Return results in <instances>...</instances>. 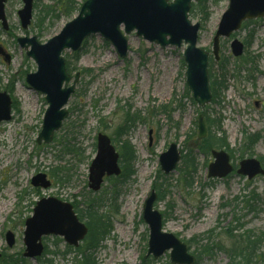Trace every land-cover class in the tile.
I'll list each match as a JSON object with an SVG mask.
<instances>
[{
	"label": "rangeland",
	"instance_id": "374dc122",
	"mask_svg": "<svg viewBox=\"0 0 264 264\" xmlns=\"http://www.w3.org/2000/svg\"><path fill=\"white\" fill-rule=\"evenodd\" d=\"M57 1L34 0L32 22L23 30L18 15L23 9V0H8L5 6L8 31L0 23V47L10 56L8 63L0 56V92L6 91L13 101L11 120L0 122V206L7 205L0 213L1 258L3 255L23 256L25 222L33 216V209L41 199L55 197L74 204L88 196L91 192L89 169L97 155V137L104 134L113 140L131 108L132 115H141V120L126 137L136 152L133 164L136 174L129 182L118 185V213H112L111 236L96 252L98 264H141V258L146 257L149 227L143 220V207L151 191L155 190V183L163 182L157 179L159 174L171 185L166 198L155 205L164 216V232L186 243L199 264H230L231 260L224 252L233 242L226 233L229 229L234 236H246L249 230L256 235L264 233V179L259 176L247 181L236 174L224 179L210 178L208 169L214 159L211 152L206 156L200 150L198 119L201 112L206 111L211 120L221 121L218 136L226 138L229 151L218 147L213 150L226 151L231 163L238 165L242 160L252 158L264 163V18L250 21L230 39L222 40L220 56L229 63L226 90L206 108H200L191 100L192 93H187L183 58L186 44L181 48H163L144 41L134 32L127 36V56L120 58L103 37L91 36L77 62L69 57L71 52L64 54L75 69L72 76L79 73L80 80L66 106L69 115L54 134L52 143L38 145L48 105L44 96L31 90L25 81L27 74L37 71V65L27 57L17 39L37 37L41 44H46L59 35L78 11L71 18H57L52 14L44 23L41 21L39 27V21L47 17L43 14L45 6L52 8ZM75 1V7L80 9L86 0ZM228 6L229 0H210L209 19L205 22L204 15L197 10H191L189 15L193 25H201L199 47L211 55L210 77L221 74V65L212 55V42ZM233 39L244 46L246 41L249 42L241 57L232 55ZM252 59L254 62H250ZM20 92L28 94L27 101ZM17 129L20 136L16 135ZM255 135L261 137L255 147L249 151L242 148L246 137ZM63 141L68 142L74 152H63L62 145L66 143ZM172 144L178 146L182 156L194 148L197 172L188 189L180 182L182 160L169 175L161 171L160 157ZM58 168H62L61 183L52 176ZM40 173L52 182L51 188L41 189L31 184L32 178ZM107 187L103 214L111 211L108 194L111 187L107 179L100 192L92 193L99 196ZM252 194L258 198L247 204ZM8 232L15 236L12 247L6 241ZM43 244L55 254L40 260L72 264L74 254L67 258L62 256L67 247L63 238L47 236L43 238ZM205 246L216 248L213 247L211 254L202 255ZM260 252H264V246L258 254ZM26 260L28 264H40L37 259ZM168 262L170 252L154 259L153 264ZM255 262L262 264L260 260Z\"/></svg>",
	"mask_w": 264,
	"mask_h": 264
},
{
	"label": "water",
	"instance_id": "95a60500",
	"mask_svg": "<svg viewBox=\"0 0 264 264\" xmlns=\"http://www.w3.org/2000/svg\"><path fill=\"white\" fill-rule=\"evenodd\" d=\"M8 0H0V21L8 31V20L5 5ZM198 0H87L81 7L78 16L68 23L61 33L41 44L37 37H21L17 39L26 55L37 64V71L26 76L28 87L45 96L48 108L43 119L38 144H50L55 132L59 131L69 113L66 106L75 93L80 74L72 79L66 68L65 51L76 53L81 51L86 39L100 35L110 43L120 58L129 52L128 37L136 32V36L144 41L161 47L181 48L186 63L187 85L193 99L201 108L212 101L210 86L209 61L210 54L198 47L201 25H193L189 20L192 3ZM24 7L18 12L24 30L32 22L34 0H23ZM264 17V0H230L229 7L222 16L218 30L213 39V55L219 60L221 39L230 38L237 32L244 21ZM235 57L242 56L244 45L234 40L231 44ZM0 55L6 62L10 61L2 47ZM12 118V100L6 92H0V122ZM199 140L206 137L207 129L203 116H199ZM214 162L209 165V177L224 179L233 173L230 156L225 151H212ZM120 156L111 139L99 134L97 137V155L89 169V189L97 193L102 189L105 177H118L121 174ZM181 161V153L176 144L170 145L168 151L160 157L161 171L169 175ZM237 175L248 181L258 176L264 178V168L255 158L245 159L239 163ZM31 184L36 188L48 189L51 181L45 174H37ZM158 199L156 191H152L143 207V219L149 227L148 256L154 259L171 251L172 264H195V257L189 253L188 247L171 233L163 231V215L155 210ZM24 258L36 259L44 252L43 237L55 236L64 239L70 247H79L88 235V227L76 214L71 203L55 197L43 198L36 203L33 216L26 220ZM9 247L15 244L13 233L6 234Z\"/></svg>",
	"mask_w": 264,
	"mask_h": 264
},
{
	"label": "trees",
	"instance_id": "16d2710c",
	"mask_svg": "<svg viewBox=\"0 0 264 264\" xmlns=\"http://www.w3.org/2000/svg\"><path fill=\"white\" fill-rule=\"evenodd\" d=\"M212 1V0H211ZM210 0H199L197 3L192 5V11L195 12L196 10L201 12L203 16V22L209 19L208 13V3ZM75 0H59L57 1V5L51 7L45 6L43 14H46V18H42L39 21V27H41V21L44 23L52 14H54L57 18L60 16H65L68 18L73 17V15L79 11L76 7ZM37 7V6H35ZM49 16V17H48ZM45 17V15H44ZM42 23V24H43ZM87 44V40L84 43V46ZM245 46H249V42H245ZM80 53H75L69 56L70 58L74 59L75 62L79 60ZM250 62H254V60H250ZM220 72L219 75L212 74L211 76V87L213 93V100L226 90L225 86V77L227 76V67L228 61L223 57L219 62ZM67 69L68 72L73 75L71 62H67ZM188 95L190 94L189 89L187 88ZM193 101V99H191ZM194 102V101H193ZM163 109V108H162ZM163 110L166 111V108ZM131 112V108H129ZM130 112L127 113L126 119L124 123L118 127L117 131L115 132L113 142L119 147L120 151V164L122 167V173L118 178H109L107 181L111 187V190L108 192L110 196V208L111 211L109 214H103L102 208L105 205V198L107 196L106 192L108 191V187L105 191L99 196H93L92 192L88 194V196L84 197L83 201H76L73 205L75 211L79 215L82 221H85L89 233L83 243L78 249H72L69 246L66 247L65 252L62 254L64 258L71 256L74 254V259L72 264H98L96 252L97 250L102 247V244L111 236L112 233V224H113V214H117V201L119 199L120 191L119 186L121 184H125L131 180L136 172L134 169V162L136 161V152L134 147L129 142L128 135L131 129L134 127L137 121L141 120L140 113H136L132 115ZM201 115L204 117V122L207 127V136L206 138L201 141L200 150L203 152L204 155L209 156L210 152L213 150L214 147H218L219 149L225 148L226 151H229L228 144L226 142V138L218 136V132L221 130V121L219 119L211 120L209 116H207L206 111L201 112ZM127 137V138H126ZM124 138V139H123ZM126 138V139H125ZM246 143L243 145L242 148L246 149L247 151L252 150L253 147L260 141V136H250L246 137ZM66 142V141H63ZM66 142L62 145L63 152H74L73 147H70V144ZM243 149V152H244ZM263 161V160H261ZM182 163L183 169L181 171V179L180 182L183 185L184 189H188L191 185V181L197 172V159L194 154V148L189 149L188 153L182 156ZM263 163V162H262ZM264 165V163H263ZM62 168H58V170L53 171L52 176L55 178L57 183H61L60 173ZM158 180H163L160 185L154 186L155 190H157L159 198L158 200H164L167 195V190L171 187L169 183L164 179V177L159 174L157 177ZM249 185V184H248ZM251 194V193H250ZM249 201H246L247 204L254 202L257 200V195L249 196ZM105 200V201H104ZM230 239L233 241L230 248H227L224 252L229 256L231 263L230 264H255L256 260H260L262 264H264V252L258 254L260 248L264 246V233L260 235H256L252 230L247 231L246 236H234L232 235V229L226 232ZM214 247V246H213ZM207 247L205 246L202 250V255H209L212 253L213 249L216 247ZM220 248V247H219ZM222 249V248H220ZM50 253L48 248H45V253L43 255V259L46 258ZM57 255V254H56ZM1 264H28V261L23 257L15 258L13 256H2ZM40 264H53L51 261L38 260ZM154 260L149 257H142L141 264H153ZM69 264V263H67ZM171 264V263H167ZM199 264L198 260L197 263Z\"/></svg>",
	"mask_w": 264,
	"mask_h": 264
},
{
	"label": "bare ground",
	"instance_id": "6f19581e",
	"mask_svg": "<svg viewBox=\"0 0 264 264\" xmlns=\"http://www.w3.org/2000/svg\"><path fill=\"white\" fill-rule=\"evenodd\" d=\"M20 94L23 95L21 92H20ZM23 96L25 97V100L27 101L28 100V94L23 95ZM16 135L20 136V130L19 129L16 130ZM38 145H41V144H38ZM6 206H4V205L0 206V213L3 212L6 209Z\"/></svg>",
	"mask_w": 264,
	"mask_h": 264
},
{
	"label": "flooded vegetation",
	"instance_id": "af4514ba",
	"mask_svg": "<svg viewBox=\"0 0 264 264\" xmlns=\"http://www.w3.org/2000/svg\"><path fill=\"white\" fill-rule=\"evenodd\" d=\"M107 136V135H106ZM109 137V136H108ZM110 138V137H109ZM111 139V142H112V144L114 145V147L116 148V151H117V153L119 154V156H120V151L117 149V147L115 146V144H114V142H113V140H112V138H110ZM89 178V177H88ZM106 178H108V177H105V179ZM109 178H116V177H109ZM104 179V180H105ZM89 181V180H88Z\"/></svg>",
	"mask_w": 264,
	"mask_h": 264
}]
</instances>
